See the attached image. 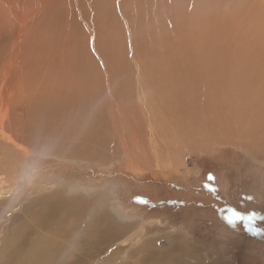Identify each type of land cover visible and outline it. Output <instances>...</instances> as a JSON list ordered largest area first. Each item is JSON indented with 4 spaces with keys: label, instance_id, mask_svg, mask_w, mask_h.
<instances>
[{
    "label": "rangeland",
    "instance_id": "374dc122",
    "mask_svg": "<svg viewBox=\"0 0 264 264\" xmlns=\"http://www.w3.org/2000/svg\"><path fill=\"white\" fill-rule=\"evenodd\" d=\"M36 1L10 0L22 6L24 24L30 19L23 28L32 61L22 55L30 68L22 71L21 101L9 85L11 70H0V124L14 139L10 143L0 135V177L9 179L0 186V255L13 247L3 243L8 236L17 246L24 236L20 257L31 241L41 239L43 264H264V116H252V110H264V0ZM25 5L34 12L27 15ZM68 34L77 41L72 59L55 45L68 47ZM3 35L1 41L12 37V29ZM104 49L105 62L97 54ZM109 64L122 83L140 69L157 75L179 74L181 68L198 72L201 76H192L205 82L201 91L209 97L189 94L187 113L197 117L201 129L194 135L189 127L188 133H173L167 124L175 121L159 112L153 91L134 88L133 108L157 111L166 129L150 117L143 121L144 131L155 143L145 139L133 146L128 139L125 146L107 116L106 104L115 102L103 67ZM84 93L95 100L85 102ZM170 93L162 91L161 100L169 110L175 108ZM243 93L250 96L245 107L231 98ZM75 98L90 107L68 111L71 119L63 108L70 109ZM41 103L48 113L45 124L54 117L58 122L46 124L49 135L34 130L40 117L34 106ZM80 117L79 134L76 125L62 120ZM16 194L11 205L3 203ZM50 205L59 209L46 221L42 217ZM230 210L252 216L254 230L243 221L229 225Z\"/></svg>",
    "mask_w": 264,
    "mask_h": 264
},
{
    "label": "bare ground",
    "instance_id": "6f19581e",
    "mask_svg": "<svg viewBox=\"0 0 264 264\" xmlns=\"http://www.w3.org/2000/svg\"><path fill=\"white\" fill-rule=\"evenodd\" d=\"M4 5H1L0 4V38H5V35L3 34H7L8 33V29H12V37L10 35H8V38L5 40V41H1L0 40V70L2 71H5L7 69H10L11 70V77H10V80H9V85H10V88L12 90V92H16V94H18L17 97L20 98V100H18L17 102L21 101L22 99V96H23V93H24V90H26V86L25 84L23 83V80H24V76H23V70L24 69H28L27 66L30 68V63L27 62L26 58L25 60L23 61L22 60V55L24 56V53H25V56H28L31 60L32 58V51L29 49V52L28 51V43H25L27 40L26 36L28 35V31H26V28L23 26H26V24L29 22L30 19H28V21L24 24L23 23V19H22V16H23V12L24 10H21L22 9V6L20 5V7H16L14 5H11L10 4V0H2ZM39 1V0H38ZM36 1V2H38ZM126 1V0H125ZM1 2V1H0ZM29 2V1H28ZM45 2H47L46 0H40V3L43 5ZM2 3V4H3ZM169 3V2H168ZM167 3V4H168ZM81 5V4H80ZM25 7H29V5H25ZM44 7V6H43ZM21 8V9H20ZM26 10V9H25ZM37 11V9H36ZM5 12V13H4ZM34 11H32L31 7L27 8V11L25 12L27 15H30L31 13H33ZM39 21V20H37ZM25 22V21H24ZM31 23V22H30ZM69 23V22H68ZM63 26V25H62ZM115 27V26H114ZM37 28V27H36ZM135 29V28H134ZM63 30V29H62ZM69 30V29H68ZM70 31V30H69ZM63 32V31H62ZM59 33V32H58ZM67 33V32H65ZM64 33V35H65ZM10 34V32H9ZM54 35V34H53ZM61 35V34H60ZM69 35V34H68ZM74 35V34H73ZM50 37V36H49ZM61 37V36H60ZM37 39V38H36ZM67 39V42H66V45L68 43V47H63L61 45H58V44H55L56 45V49H60L62 52L65 51V52H68V54H70V57L71 59L72 58H75L74 57V51L75 49L77 48L76 47V43L74 40L75 37L73 38L72 36L69 35V37H66ZM29 41V40H28ZM53 41V40H52ZM58 41V40H57ZM33 42L34 40H32V43L31 45H33ZM55 42V41H54ZM77 42V41H76ZM25 43V52H24V49L21 50V47H24V44ZM35 43V42H34ZM52 43V42H51ZM59 43V41H58ZM62 43V42H61ZM60 43V44H61ZM132 46L136 47L135 44H136V39L134 38V40L132 39ZM138 43V42H137ZM23 44V46H22ZM97 44H99V41L97 42ZM54 45V46H55ZM58 46V47H57ZM80 47V46H79ZM50 48H54V47H51V44H50ZM138 50V48H137ZM23 51V53H22ZM107 50L104 49L102 51H100L98 54H101V57L100 59L102 61H104L102 58L105 57V60H107L109 57L108 55H106L105 53ZM133 51V50H132ZM140 51V49L138 50ZM51 52V51H50ZM59 52V51H58ZM142 52V51H141ZM53 53V52H52ZM140 53V52H139ZM145 53V52H144ZM59 54V53H58ZM57 54V55H58ZM135 54V53H134ZM141 54H139L138 56H141ZM146 55V53H145ZM60 56V55H59ZM114 56V55H113ZM136 56V57H138ZM24 58V57H23ZM145 58V57H144ZM148 58V57H147ZM173 58V57H172ZM70 59V58H69ZM70 59V60H71ZM138 59V58H137ZM143 59V58H142ZM146 59V58H145ZM143 59V61L145 60ZM149 59V58H148ZM147 59V60H148ZM152 59V58H151ZM175 59V58H174ZM48 60V59H47ZM66 60V59H65ZM79 60V59H78ZM86 60V59H85ZM125 60V59H124ZM171 60V59H170ZM32 61V60H31ZM112 61V59L110 60ZM140 61H141V58H140ZM146 61V60H145ZM150 61V59H149ZM67 62V61H66ZM76 62V61H74ZM86 62L88 63V60H86ZM105 62V61H104ZM108 62V61H107ZM38 63V62H37ZM111 63V62H110ZM146 63V62H145ZM168 63V62H167ZM49 64V63H48ZM65 64V63H64ZM80 64L82 65V63L80 62ZM148 64V63H147ZM84 65V64H83ZM86 65V64H85ZM112 65V63H111ZM137 65V64H136ZM134 65V66H136ZM145 65V64H144ZM183 65V64H182ZM122 66V65H121ZM120 66V67H121ZM147 66V65H146ZM104 69H105V73H107V80L110 81L109 83V87L110 89L108 88V91L110 90V94L111 96L113 97V100L114 101H110L108 102L107 105V116L109 117L108 119L112 120L113 122V130H114V133L115 135H121V143H125L124 145L127 146L129 145L128 144V139H129V142L130 144H134L133 146H135L136 143L138 144H143L142 141H144L145 139H147L150 143H153L155 141V138L153 139L152 137V134H151V137H149V132L147 133L148 134V137L145 135V131H144V123L148 121V119H151L152 118V122L156 124L159 123L161 125V127L165 130L166 127H164L165 125L161 122L162 120H160V116L159 114H157L156 112H153L150 111L149 113V110H147V112H145V114H143L141 112V110L138 108V107H135V109L133 108V104L134 101L133 100V92L132 90L134 88H143L145 87V89L147 88H150L153 92L150 94L151 95V100H154L155 102H161V104L159 105V112L162 113V115H166V116H171L173 122H174V126L173 124H167V126L169 125V128L172 129V132L175 130V132L173 133H176V130L179 131L180 134H182V131L184 130V132L186 131L187 132V127H189L190 129V133L191 134H196V131L200 130L201 129V126L199 125V121L197 119V117H195V115L191 114V113H187L189 111H192L191 110V107L190 105L187 103V96L189 94L192 95V98L195 99V96L198 95V99L201 98L200 96L202 95H199L197 93H201L203 94L204 97H209L208 95H205L204 94V90L201 91V86L203 85L202 88H206L207 86H205V82L203 81V83L201 82L202 80L198 79V82L200 83L199 85V90L197 89L198 87L196 86L197 85V81L194 80L195 76L196 78H198V75L197 74L198 72H195L193 70H189V69H185V68H181V69H184V70H181L179 71V74L177 73H172L169 71H166V72H159L158 75L156 74L157 72L156 71H136L137 72V75H136V72H135V77H131V79L129 78L128 76V79H127V76L126 78L124 77V80L127 79V81H124L123 80V83H122V77H118V76H114L110 69L112 68L109 64V66H105L103 65ZM137 67V66H136ZM140 67V66H139ZM122 68V67H121ZM124 68V67H123ZM143 69H146V68H143ZM142 69V70H143ZM125 70V68L123 69ZM120 71V70H119ZM118 71V73H120ZM47 72V71H46ZM70 72V71H69ZM85 72V71H83ZM126 72V71H125ZM174 72V70H173ZM72 73V72H70ZM117 73V74H118ZM124 73V72H123ZM127 74V73H125ZM184 74V75H183ZM193 74V76H192ZM79 75V74H78ZM81 75V74H80ZM94 75V74H93ZM98 75V74H97ZM180 75V76H179ZM184 77H183V76ZM189 75H191V78H189ZM6 77V74L4 75ZM201 76V75H199ZM8 77V76H7ZM85 77V76H84ZM83 77V78H84ZM76 78H80V77H76ZM133 78V79H132ZM45 79V78H44ZM48 79V78H47ZM212 79V76L211 78ZM40 80V78H39ZM43 79H41L40 81H42ZM134 80V82H133ZM92 81V80H91ZM193 81H196L193 83ZM206 81V80H205ZM30 82V81H29ZM44 82V80H43ZM48 82V80H47ZM41 83V82H40ZM44 85V84H43ZM208 85V84H207ZM25 86V87H24ZM210 86V84H209ZM80 88V86H78ZM90 86H88L89 88ZM92 87V86H91ZM38 88V87H36ZM132 88V89H131ZM40 89V88H39ZM85 89V88H84ZM33 90V89H32ZM99 90V89H98ZM107 90V89H106ZM171 91V93L169 94L170 95V99L168 101H171V103H173L175 105V108L172 107L170 108L173 109V112L170 114L169 112L168 113H164L165 111H170L166 104L164 102H162L161 100L163 99V96H162V91ZM8 91V90H7ZM28 91V90H27ZM26 91V92H27ZM134 91V90H133ZM208 91V90H207ZM34 92V91H33ZM39 92V91H38ZM37 92V93H38ZM41 92V90H40ZM64 92V91H63ZM28 93V92H27ZM150 93V92H149ZM206 93V92H205ZM29 95L31 94L30 91L28 93ZM35 94H36V91H35ZM43 94V93H42ZM85 96H86V101L85 102H93L95 100H92L93 99V96L91 95V93H84ZM93 94V93H92ZM9 95V94H8ZM76 95V94H74ZM83 95V94H82ZM98 95V94H97ZM95 96V97H98V96ZM183 96L184 98H181L180 97ZM14 96V94H13ZM24 96H28V95H24ZM84 96V97H85ZM140 96V95H139ZM232 96V95H231ZM230 96V97H231ZM16 97V98H17ZM100 97V96H99ZM191 96H189L188 98H190ZM249 98L250 96H247V94L243 93L242 94H239V95H234L232 96L231 98L234 99V100H241L244 104H243V107L247 106V104L249 102H247V99L246 98ZM28 98V97H27ZM88 98V100H87ZM111 98V97H110ZM166 98V97H165ZM77 98L74 99H71L72 101H70L71 103H73L72 105L70 104V109L67 108V106H65V108H63V112L68 116V111H71L73 112L74 110H84V111H88L87 109L90 107L88 106L89 104H86L85 102L83 101H79L77 102L76 101ZM101 99V98H100ZM147 99V98H146ZM191 99V98H190ZM197 99V98H196ZM197 99V100H198ZM203 99V97L201 98V100ZM205 99V98H204ZM246 99V100H245ZM29 101H32V99L30 100L28 98ZM78 100V99H77ZM148 100V99H147ZM96 101H98V99L96 98ZM68 102V103H70ZM106 102V101H105ZM149 102H150V99H149ZM190 102V101H189ZM138 103V102H137ZM23 104V103H22ZM42 104L41 103L40 105L38 106H34L35 110L36 111H33V112H37L35 113L34 115H39L40 113V117L37 118L36 121V124H38L36 127H34L35 131H36V128H40L41 132L45 134H48L49 135V128L48 126L52 125V126H57L58 122L56 120V118H49L48 119V122L45 124V118H43V115L46 116L47 111H44L42 109ZM99 105H102V100L100 101L99 100ZM149 104V103H148ZM151 104V102H150ZM149 104V105H150ZM192 104V103H191ZM8 105V108H9V104ZM37 105V104H36ZM105 105V104H104ZM140 105V104H138ZM189 105V106H188ZM197 105V104H196ZM5 107V106H4ZM104 107V106H103ZM158 106H156L157 108ZM169 107V106H168ZM200 107V106H199ZM80 108V109H79ZM152 108V107H151ZM194 108V107H193ZM201 108V107H200ZM1 109V108H0ZM5 109V108H4ZM92 109V108H91ZM143 109V108H142ZM155 109V108H154ZM198 109V108H197ZM9 110V109H8ZM194 110V109H193ZM231 110V109H230ZM234 110V109H233ZM58 111V110H57ZM75 112V111H74ZM82 112V111H80ZM89 112V111H88ZM138 112V113H137ZM254 112V113H253ZM5 113V112H4ZM83 113V112H82ZM101 113L103 114V111H101ZM160 113V114H161ZM97 114V113H95ZM254 114H259L258 117H260V120L262 116H264V110H261V112L259 111H255V110H252V116ZM58 115V113H57ZM75 115V114H74ZM33 116V115H31ZM96 116V115H95ZM144 119L145 116H147L146 119L142 120V118ZM241 116V115H240ZM256 116V115H255ZM66 117V116H65ZM70 117V116H68ZM66 117V118H68ZM75 117V116H74ZM73 117V118H74ZM151 117V118H150ZM254 117V116H253ZM43 118V119H42ZM71 118V117H70ZM257 118V116L255 117ZM36 119V118H35ZM72 119V118H71ZM170 119V118H169ZM64 121V124L65 123H73L74 125H76V127L78 128V130L76 132H78L77 134H79V131H80V126H81V117L80 118H77L75 120H72L71 122H68L67 120L68 119H62ZM103 120V119H102ZM165 120V119H164ZM220 120V119H218ZM223 120V119H221ZM220 120V122H221ZM108 121V120H107ZM144 121V123H143ZM168 121V119H167ZM208 123V120H206ZM255 121V120H254ZM151 123V121H149ZM152 123V124H153ZM261 123V122H260ZM72 124V126H73ZM96 124V123H95ZM112 124V123H111ZM149 123H147L148 125ZM205 124V123H203ZM212 124V123H211ZM7 125H9L10 127V130H11V126L12 124L9 122ZM68 125V124H67ZM104 125V124H103ZM106 125V124H105ZM151 125V124H149ZM148 125V126H149ZM209 125V124H208ZM30 126V125H29ZM111 126V125H110ZM119 126V127H118ZM152 126V125H151ZM3 124H0V135H1V138H3L4 140L10 142V143H13L14 139L12 138L11 135H6L4 133V129H3ZM150 127V126H149ZM149 127H146L148 129H151ZM258 127V126H257ZM44 128V129H42ZM75 128V127H74ZM101 128V127H100ZM99 128V130H100ZM118 128L121 129V131L118 130ZM66 129V128H65ZM85 129V128H84ZM94 129V127H93ZM154 129H157V128H154ZM83 130V129H82ZM97 131V129H94ZM98 130V131H99ZM124 130V131H123ZM153 130V128H152ZM14 131H15V128H14ZM101 131V130H100ZM163 131V130H162ZM13 132V131H12ZM60 132V131H59ZM102 132V131H101ZM171 132V131H170ZM61 134L63 132H60ZM66 133V132H65ZM70 133V132H69ZM74 133V132H73ZM107 133V132H106ZM152 133V132H151ZM156 133V132H155ZM188 133V132H187ZM97 134V133H96ZM157 134H160V133H157ZM14 135V133H13ZM74 135V134H72ZM71 135V136H72ZM84 135V134H83ZM18 136V134H17ZM78 136V135H76ZM101 136V135H100ZM103 136V135H102ZM156 136V135H155ZM16 137V136H15ZM81 137V136H80ZM89 137V136H88ZM96 137V136H95ZM104 137V136H103ZM178 137V136H177ZM189 137V136H188ZM74 138V137H73ZM72 138V139H73ZM93 138V136L91 137ZM90 138V139H91ZM222 138V137H221ZM88 139V138H87ZM101 139V138H100ZM104 139V138H103ZM102 139V141H103ZM115 139V138H114ZM161 139V137H160ZM183 139V138H182ZM89 140V139H88ZM96 140V139H95ZM98 141V140H97ZM5 142V141H3ZM86 143V142H85ZM88 143V141H87ZM155 143V142H154ZM94 144V143H93ZM96 144V143H95ZM1 146V145H0ZM124 146V149L125 150H128L129 149H126L127 147ZM131 146V145H130ZM140 146V145H139ZM89 152L91 153V151L89 150ZM131 154V152H130ZM4 156V155H3ZM129 157V156H128ZM3 159V158H1ZM10 160V159H9ZM8 161V160H7ZM3 163V161H2ZM5 163H6V160H5ZM6 169V168H5ZM4 169V170H5ZM8 170V169H7ZM2 172L0 171V174ZM2 175V174H1ZM6 182H9V179L8 177H0V186H2L4 183ZM1 188V187H0ZM8 188V187H7ZM6 189V188H5ZM4 190V188L0 189V191ZM177 190V189H176ZM9 191V189H8ZM4 192V191H3ZM21 195V194H20ZM10 196V195H9ZM19 197V194H16V195H13L12 196V199H11V196H10V199L6 200V202L4 201L3 203L4 204H7L8 205L12 204L14 202V199L16 197ZM17 197V198H18ZM16 198V199H17ZM12 201V202H11ZM58 209L56 207V205H50L48 206L47 208V212L44 213L42 219H45L47 221L50 220L51 218H47V216H50L52 214H54V212H58ZM64 213L67 212L66 209L63 210ZM62 211V212H63ZM46 216V217H45ZM41 218L38 219L39 222H43ZM46 225V224H45ZM121 228V227H120ZM107 231H110V230H107ZM108 233V232H107ZM106 233H104L105 235ZM103 235V236H104ZM107 235V234H106ZM113 236V232H110L107 236H106V239L107 238H111ZM16 241V238L13 237V236H8V238H6L4 240V244L5 243H10V244H13V247H9V249L7 251H5V249H3V254L2 256L0 255V257L2 258L3 255H4V260L3 261H0V264H11L12 262H14L15 260L18 261L20 258H22L20 260V263L18 264H43L44 263V258H46L47 254L45 251L42 252V248L44 246V242L41 240V239H34L33 242L31 241L30 244H32L31 246H29V249L26 250V252L23 254V257H20V254H21V251L24 249V244L26 242V238L24 236H21L19 242H18V246L16 245L15 243ZM21 244V245H20ZM26 246V244H25ZM7 247V246H5ZM2 249V247H0ZM19 248L21 250H19ZM19 258V259H18ZM18 259V260H17Z\"/></svg>",
    "mask_w": 264,
    "mask_h": 264
},
{
    "label": "snow or ice",
    "instance_id": "6c2138e0",
    "mask_svg": "<svg viewBox=\"0 0 264 264\" xmlns=\"http://www.w3.org/2000/svg\"><path fill=\"white\" fill-rule=\"evenodd\" d=\"M209 179H214V177L210 176ZM225 219L227 220V223L229 225L234 224L236 221H243L246 226H249V225H251L253 217L252 216H245L239 212H236L234 210H230V215L226 216ZM248 230L253 231L254 229L249 226Z\"/></svg>",
    "mask_w": 264,
    "mask_h": 264
},
{
    "label": "trees",
    "instance_id": "16d2710c",
    "mask_svg": "<svg viewBox=\"0 0 264 264\" xmlns=\"http://www.w3.org/2000/svg\"><path fill=\"white\" fill-rule=\"evenodd\" d=\"M209 174H210V173H209ZM209 174H208V172H207L206 176H208ZM214 175H215V174H214ZM208 177H209V176H208ZM151 210H154V209H151ZM253 240L257 241V239H253Z\"/></svg>",
    "mask_w": 264,
    "mask_h": 264
}]
</instances>
